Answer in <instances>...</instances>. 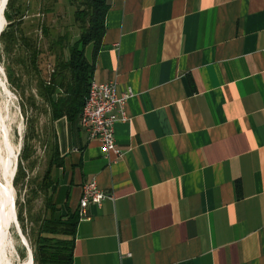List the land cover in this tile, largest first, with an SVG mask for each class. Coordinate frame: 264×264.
Segmentation results:
<instances>
[{
  "label": "crops",
  "instance_id": "1",
  "mask_svg": "<svg viewBox=\"0 0 264 264\" xmlns=\"http://www.w3.org/2000/svg\"><path fill=\"white\" fill-rule=\"evenodd\" d=\"M92 79L127 87L120 156L53 121L72 264H264V0H106Z\"/></svg>",
  "mask_w": 264,
  "mask_h": 264
},
{
  "label": "rangeland",
  "instance_id": "2",
  "mask_svg": "<svg viewBox=\"0 0 264 264\" xmlns=\"http://www.w3.org/2000/svg\"><path fill=\"white\" fill-rule=\"evenodd\" d=\"M81 1L6 0V4L4 0L3 3L0 121L15 158L1 227H6L5 251L12 264H37L34 253L41 226L46 218L57 217L60 212L52 208L55 202L49 170L54 136L46 88L53 72H64L68 80L69 73L61 69L62 64L85 32V25L81 27L74 15L76 9L83 8ZM3 181L0 177V190Z\"/></svg>",
  "mask_w": 264,
  "mask_h": 264
},
{
  "label": "trees",
  "instance_id": "3",
  "mask_svg": "<svg viewBox=\"0 0 264 264\" xmlns=\"http://www.w3.org/2000/svg\"><path fill=\"white\" fill-rule=\"evenodd\" d=\"M80 5L83 8L76 9L74 15L81 23V27L85 25V32L72 46L69 59L62 64L61 69L69 73L68 80L66 81L64 72H53L46 88L53 121L61 117H65L70 122L77 119L92 80L95 57L101 46L104 19L108 10L107 1L82 0ZM2 20L3 15L0 17V21ZM54 94H56L55 99L52 98ZM50 172L51 169L49 174ZM54 191L53 189L52 196ZM54 204L52 208L59 212V208ZM78 218V212H70L65 205L64 213L59 212L57 217L51 215L45 219L34 253L37 264H72V249Z\"/></svg>",
  "mask_w": 264,
  "mask_h": 264
},
{
  "label": "built area",
  "instance_id": "4",
  "mask_svg": "<svg viewBox=\"0 0 264 264\" xmlns=\"http://www.w3.org/2000/svg\"><path fill=\"white\" fill-rule=\"evenodd\" d=\"M133 92L130 87L119 92L115 82H97L91 80L87 95L77 122L83 128L89 139L97 140L101 144L104 154L112 153L120 156L114 135V123L128 119L125 105ZM111 198L103 193L95 179L85 183L79 200L78 217L83 218L85 208L89 203L99 205L104 199Z\"/></svg>",
  "mask_w": 264,
  "mask_h": 264
},
{
  "label": "bare ground",
  "instance_id": "5",
  "mask_svg": "<svg viewBox=\"0 0 264 264\" xmlns=\"http://www.w3.org/2000/svg\"><path fill=\"white\" fill-rule=\"evenodd\" d=\"M3 3H4V0H0V17L3 12ZM0 132H1V139H2V142L0 141V177H2V179L4 180L2 189L0 190V264H12L10 261L11 259H9L6 256L5 249L7 247L6 246L7 245V231H6V227L5 228L1 227V222H2L4 215L6 214L7 196L9 195L8 188H9L10 181H11L10 179H11V174L13 171L15 154L12 153V149L6 137V130L3 127V124L1 123V121H0Z\"/></svg>",
  "mask_w": 264,
  "mask_h": 264
},
{
  "label": "water",
  "instance_id": "6",
  "mask_svg": "<svg viewBox=\"0 0 264 264\" xmlns=\"http://www.w3.org/2000/svg\"><path fill=\"white\" fill-rule=\"evenodd\" d=\"M32 260H33V257H32Z\"/></svg>",
  "mask_w": 264,
  "mask_h": 264
}]
</instances>
